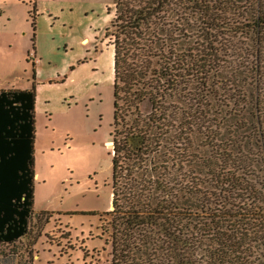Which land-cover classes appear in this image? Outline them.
I'll use <instances>...</instances> for the list:
<instances>
[{
  "label": "trees",
  "instance_id": "1",
  "mask_svg": "<svg viewBox=\"0 0 264 264\" xmlns=\"http://www.w3.org/2000/svg\"><path fill=\"white\" fill-rule=\"evenodd\" d=\"M186 1L202 12L206 53L188 42L167 57L177 49L168 18L175 0H115L105 32L113 46V210L101 228L108 264H264V0ZM35 16L33 8L34 30ZM181 74L203 77L192 101L212 118L207 134L196 126L201 142L195 128L194 146L174 156L161 145L176 119L179 86L189 85ZM232 81L234 91L244 89L233 97L241 108L215 111L210 91ZM34 104V85L0 90V245L30 231Z\"/></svg>",
  "mask_w": 264,
  "mask_h": 264
},
{
  "label": "rangeland",
  "instance_id": "2",
  "mask_svg": "<svg viewBox=\"0 0 264 264\" xmlns=\"http://www.w3.org/2000/svg\"><path fill=\"white\" fill-rule=\"evenodd\" d=\"M114 6L115 0H0V90H29L34 85L36 177L30 231L12 245H0V264L110 262L111 247L101 228H108L110 218L105 213L113 210V46L105 32L111 26ZM201 13L186 0H175L168 18L176 36L172 46L178 51L167 54L168 58H177L188 42L191 50L206 53ZM81 38L86 39L80 43ZM222 40L226 42L225 36ZM193 54L196 62L200 57ZM260 74L263 83L264 66ZM200 81L203 77L181 74L179 78L189 85L179 86L176 119L167 139L164 136L166 145H161L174 156L180 154L176 148L194 146L196 126L207 134L203 128L212 115L203 119L192 101H196L194 88ZM205 82L202 91L208 96ZM236 86L233 81L214 86L210 95L218 97L215 111L241 108L233 97L244 89L241 83L240 92L234 91ZM140 111L148 114L149 104H142ZM196 129L198 145L201 136Z\"/></svg>",
  "mask_w": 264,
  "mask_h": 264
},
{
  "label": "crops",
  "instance_id": "3",
  "mask_svg": "<svg viewBox=\"0 0 264 264\" xmlns=\"http://www.w3.org/2000/svg\"><path fill=\"white\" fill-rule=\"evenodd\" d=\"M46 13H47V11H46ZM81 39H82V38H81ZM85 39H86V38L82 39V40L80 41V43H82L83 40H85ZM33 55H34L33 57L36 58V53H34ZM35 178H36V177H35Z\"/></svg>",
  "mask_w": 264,
  "mask_h": 264
},
{
  "label": "water",
  "instance_id": "4",
  "mask_svg": "<svg viewBox=\"0 0 264 264\" xmlns=\"http://www.w3.org/2000/svg\"><path fill=\"white\" fill-rule=\"evenodd\" d=\"M110 148H112V145L110 146ZM111 209H113V205L111 204Z\"/></svg>",
  "mask_w": 264,
  "mask_h": 264
}]
</instances>
